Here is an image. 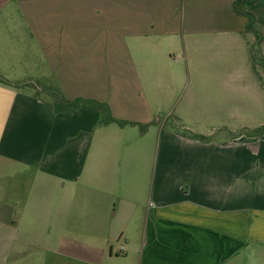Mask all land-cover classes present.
Wrapping results in <instances>:
<instances>
[{"label": "crops", "instance_id": "1", "mask_svg": "<svg viewBox=\"0 0 264 264\" xmlns=\"http://www.w3.org/2000/svg\"><path fill=\"white\" fill-rule=\"evenodd\" d=\"M234 3L0 0V264H264V62ZM47 76L127 124L23 87Z\"/></svg>", "mask_w": 264, "mask_h": 264}, {"label": "trees", "instance_id": "2", "mask_svg": "<svg viewBox=\"0 0 264 264\" xmlns=\"http://www.w3.org/2000/svg\"><path fill=\"white\" fill-rule=\"evenodd\" d=\"M234 10L238 15L245 17L248 20L247 31L254 33L256 37V41L251 47V57L255 64H257L258 62L262 64L264 62L263 58L260 55V43L262 41V35L260 32L254 29L256 18L254 14L248 10L247 0H235ZM0 82L9 86H16L14 85V83H11L1 76ZM26 86H32V88L36 91L37 96H44L45 99L51 101L55 107L56 112L65 113L73 109H78L81 105L86 104L100 111L101 124L103 125H109L112 123H119L121 125L127 124V122L115 119L111 114L109 105L106 103L87 99H76L74 101L68 100L64 96L62 89L55 80L53 84H41L38 82L36 84L23 85V87ZM255 132L264 133V126L257 129Z\"/></svg>", "mask_w": 264, "mask_h": 264}, {"label": "rangeland", "instance_id": "3", "mask_svg": "<svg viewBox=\"0 0 264 264\" xmlns=\"http://www.w3.org/2000/svg\"><path fill=\"white\" fill-rule=\"evenodd\" d=\"M177 58H178V60H180V63H179L180 67H182V70L184 71V81H183V83L176 84V87H175L176 90H175V93L173 95V99H172L171 104L169 105V99H168V103L166 105V108L163 111L158 113L157 118L160 117L162 119H165L167 117V114H168L169 110L172 109L173 106H176V104L178 103V101L181 98V95L185 91V85L188 82V79H187V77H188L187 68H186V64H185V62H184V60L182 58V54L181 53H179V52L177 53ZM38 82L41 83V84H53L54 83V78L52 76H47L45 78L38 79ZM171 125H172V123H171ZM243 128L244 127L237 126L236 133L238 134V133H240V132H242L244 130H248V129H243ZM200 130L210 132L211 128L209 127V129H204V130L203 129H199V130L197 129L196 131L201 132ZM152 136H153V130H151L145 136V138H144L145 140H143V141L147 142V141L151 140Z\"/></svg>", "mask_w": 264, "mask_h": 264}]
</instances>
